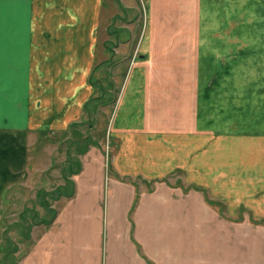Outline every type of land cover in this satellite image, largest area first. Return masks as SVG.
Here are the masks:
<instances>
[{"label": "crops", "instance_id": "obj_1", "mask_svg": "<svg viewBox=\"0 0 264 264\" xmlns=\"http://www.w3.org/2000/svg\"><path fill=\"white\" fill-rule=\"evenodd\" d=\"M106 1L0 0V247L5 245L11 257L18 246L8 237L13 221L8 222L6 217L8 208L16 204L15 189L31 172L35 134L47 136L81 122L87 101L96 92L91 76L99 64L101 15ZM151 2L153 10L149 11L143 43L149 62L218 64L217 94L211 95L205 77L197 83L201 89L196 94V82L183 76L185 72L175 71L163 80L167 90L138 91L144 97L128 109L124 103L128 85L134 80L131 72L120 109L123 106L125 117L132 113L127 129L140 127L134 145H146L151 153L160 151L155 164L149 163L152 155H139L138 164H147L152 171L140 173L134 165L131 169L126 164V170L119 168L121 174L143 181L139 179L136 186L114 184V197L120 200L114 203L110 215L109 206L105 211L100 200L104 185L97 181L101 175L95 170L99 157H82V172L73 178L74 195L54 194L52 203L51 193L66 187L58 185L39 189L48 197L41 205L37 193V209L31 200L24 203L20 218L25 220V232L21 238L26 240L27 252L19 264H264V227L248 220L229 221L198 192L208 188L211 198L220 201L222 194H232L228 192L226 176H245L248 186L242 182L235 186L237 191L225 203L223 214L239 218L246 198L250 201L248 209L257 218H264V184L258 180L254 184L250 178L253 170L255 174L260 172H256V166L261 165L264 171V133L218 130L223 123L229 126L242 120L244 114L243 118L257 117L251 114L254 103L249 105L254 106L251 111H240L238 104H243L245 98L236 94L235 84L228 83L230 87L225 88V81L234 78L222 68L232 63L237 47L224 41L226 33L234 31L232 16H227L226 11L239 10L236 6L241 0ZM152 74L155 81L159 80L156 73ZM233 91L234 97L229 94ZM221 106L220 110L214 109ZM217 118L221 122L214 120ZM237 126L243 128L240 122ZM148 131L155 135L168 131L171 147L160 135L148 141ZM210 132L215 134L212 144L220 143L233 151L228 158L217 150L211 151L206 135ZM235 143L238 147L234 149ZM127 159L121 153L113 161L119 167V161L124 164ZM169 159L174 161L170 166L183 170L182 183L164 180ZM197 167L199 171L206 170L207 176L193 173ZM217 167L232 172L215 171ZM209 172H220L222 181L217 175L210 177ZM210 178L216 187L209 188L214 185L207 183ZM153 179L158 180L152 184ZM136 192L140 193L139 204L131 215ZM194 205L205 214L198 215ZM111 219L117 228L112 238L110 232L106 234V224L109 227ZM3 222H8L4 234Z\"/></svg>", "mask_w": 264, "mask_h": 264}, {"label": "rangeland", "instance_id": "obj_2", "mask_svg": "<svg viewBox=\"0 0 264 264\" xmlns=\"http://www.w3.org/2000/svg\"><path fill=\"white\" fill-rule=\"evenodd\" d=\"M236 7L239 8V10L226 11L227 16H232L234 31H232V33H226V37L224 36V41L226 40L232 42V44H236L237 47L233 50V55L235 56L232 59V63L223 64L222 68L223 71H227L232 75V78H234L232 81L227 80L225 82L227 84H235L238 89L236 94L240 98L241 96L245 98L243 99V104H238L240 111L245 112L249 108L251 111V107L254 106L249 105L254 103L256 105L255 110H252L251 114H256L257 117L243 118V116L246 115L244 114L241 117L242 120L238 121L243 125V128L237 126L238 122H233L229 126L228 123H223L218 130L224 132L247 130L264 133V0H241V3ZM152 10L153 6L151 0L106 1L105 10L103 11V15H101V48L99 64L107 63V65L99 66L95 75L93 72L91 76V83L93 82L92 85L95 87L96 92L89 101H87L88 106L85 109L81 122H76L67 130H58L47 136H38L37 133L35 134V142L31 145L32 148L30 153L32 159L30 163L31 172H29L27 178L23 179L21 182L22 185H19L15 189V196L17 199L16 204L13 205L14 207L11 205L12 207L10 206L8 208V215L6 217L8 222L13 221L8 232V237L15 240L18 249L17 251H13L14 257H11V254H9L8 257H5V251L7 248L6 250L3 249V247L6 246L2 245L0 247V264H19L22 257L26 254L25 252H27L26 240L25 238H21L22 232H25V225L23 224V221L25 220L20 218V214L23 211L22 207L27 203V199L31 200V205L34 204V209H37L38 203H36V200L37 193L40 192L39 189H54L57 188L58 185L72 183L68 182L66 178L73 181L75 176H79L82 169L80 172H78V170L80 167L83 168L84 166L81 160L82 157L85 156V159L88 158V156L92 159L94 157H99L97 158L99 161H96L95 170L101 175V179H98L97 181L104 185L100 200L105 211H107L109 206L110 215H112L114 210V203L120 200V197H114V184H131L136 186L139 184L140 179L138 177L134 178L131 175L121 174L119 168L126 170L127 168L124 167L126 164V166L131 169H133L132 165H134L135 169L140 173L146 172V170H149V172L152 171V168L150 169L149 165L138 164L137 161L139 155L140 157L152 155V159L149 163L155 164V157L156 155L159 156L160 151L158 150L157 152L154 151L151 153L146 150L149 149L146 145H142V147L134 145L136 142L135 138H138L139 136L138 128L140 127L136 125V127L127 129L129 125L128 118L132 117V113L125 117L123 106L120 109L121 99L126 89V82L128 81L131 72H134V80L128 85V93L124 103V106L127 104L128 109L139 103L141 98L144 97V94L138 93V91L167 90L168 85L163 80H167L168 74L175 71L185 72L183 76H189L191 77V80L196 82L194 86L196 94L198 92L200 93L201 87L199 88V84L197 83L202 80L203 77L206 78V83H209L211 87V95L215 96V94H217L218 88L216 86H218V82L216 80V69L219 66L218 64L171 65L152 64L149 62L150 57H148L149 54L145 51L143 43L146 28L149 23V11L152 12ZM152 73H156L159 80L155 81V76ZM161 73L166 74L162 75ZM208 75L209 80L207 81ZM98 80L102 83L106 80L107 82L105 86L107 85L111 87L109 93L106 94V99L104 100L105 104H99L98 102L97 97L102 95L101 89H98L100 86ZM226 87H230V85L228 84L225 88ZM229 94L232 97L235 95L234 91ZM253 96H255V98ZM250 98H254L255 100H251ZM235 99L239 101V99ZM244 100L247 101L245 102ZM223 107L224 106L214 109L220 110ZM239 116H241V114ZM214 120L221 122V119L218 118ZM159 135L160 138H164L167 142V146L171 147V143L167 139V135H169L168 131L165 134L159 132L157 135L148 131L145 134V137L148 141L153 142ZM206 135H209L208 138L211 151L217 150L219 151V154H225L226 158H228L233 152L228 149V146L223 144H212L211 139L215 136L214 133L210 132ZM217 138L218 137L215 139ZM237 147L238 145L235 143L234 149ZM121 153L126 159L128 158V161L122 164L120 160L119 167H117L113 159L114 157H118ZM167 155L170 157V151L167 152ZM173 162L174 161H170V159L167 161L165 166V168H167V175L164 180L168 183H170V180H179L178 182L182 183L180 180L183 176L181 174L183 170L176 168L174 165L170 166ZM229 164H231L230 168L233 167L234 172H236L232 163L227 161V165ZM256 168V172H260L256 173V175L253 173L255 172L253 170L252 173H250V178L253 180V183L258 180L257 182L259 184H264V171L262 170V166L259 165L256 166ZM199 170L200 168L197 167V170H193V173L196 172V175L199 174L197 175L198 177H203L205 174V177L207 176L208 172L206 170ZM214 170L223 173L232 172L227 168L222 170L221 167H217ZM198 171L200 173H197ZM220 172H209L210 177L217 175L219 181H222V175ZM226 178L228 192L232 194L228 196L222 194L224 197H221V199H219L220 201L211 198L208 188L204 189V191L198 192L203 194L210 206L214 207L217 211L221 210V216L227 218L229 221L243 223L245 220H248L250 224L264 227V218H257L254 213L248 209L250 208V201H247L246 198L243 199V203L241 204L239 210V213L241 212V214L239 215V218L232 219L224 216L223 209L225 208V203H228L227 200L230 201L237 191L235 186L238 185L239 182H242L247 186L249 184V181L245 176H235L234 178L232 174H229ZM155 180L158 179H153L152 184ZM97 181L96 179H93L94 183ZM142 181L143 180L140 179V182ZM149 183H151V181ZM207 183L209 185L212 184V179L210 178ZM109 186L112 187H110L112 189L111 192L109 191ZM211 186L216 187V183L210 185L209 188H211ZM133 195H135V197L133 205H131V215H134L137 210L140 199V193L136 192ZM237 195L241 194L237 193ZM50 200L52 203H55L53 197H50ZM252 201L259 204L256 198H253ZM59 205L60 204H56V207H59ZM194 208L197 210L198 215L205 214L197 205H194ZM39 209H41L40 205ZM13 212L14 215L16 214L15 216L13 215ZM244 212H246L245 215ZM50 216H52V214H50ZM8 222H3V229L1 230L3 234L4 227L8 226ZM116 229V225L114 222L112 223L111 219L109 227H107L106 224V234L107 232H110V238H112L114 233H116ZM253 236L255 237V235ZM9 247L10 246L8 245V248ZM11 247L14 246L11 245Z\"/></svg>", "mask_w": 264, "mask_h": 264}, {"label": "trees", "instance_id": "obj_3", "mask_svg": "<svg viewBox=\"0 0 264 264\" xmlns=\"http://www.w3.org/2000/svg\"><path fill=\"white\" fill-rule=\"evenodd\" d=\"M103 66V65H107V63H102V64H98L97 65V68H96V70H95V72H94V75H95V73H96V71L99 69V66ZM106 80L102 83L100 80H98V83L100 84V86L98 87V89L100 88L101 89V91H102V95H99L97 98H98V102H99V104H105V99H106V94H108L109 93V91H110V89H111V87H109V86H105V84H106ZM92 84H93V82H92ZM98 84V85H99ZM96 86V85H95ZM97 87V86H96ZM99 89V90H100ZM94 99V98H93ZM104 102V103H103ZM87 106L88 105H86L85 106V109L87 108ZM71 128V127H70ZM81 167L79 168V170H78V172H80L81 171ZM69 178H66V180L68 181V182H72V183H68L67 185H66V187H65V189L64 188H61L60 190H57V191H55V192H52L51 193V197H53L54 198V194H58V196L60 195V196H72V195H74V181H70V180H68ZM72 187V190H69L70 188ZM48 197V194H47V192L46 191H43V190H41L39 193H38V199H39V201H40V203H41V205H42V200H43V198H44V203L45 202H47V200H46V198ZM44 203H43V205H44ZM3 249H5L6 250V247H3ZM9 250L7 249L6 251H5V257H8L9 256Z\"/></svg>", "mask_w": 264, "mask_h": 264}, {"label": "bare ground", "instance_id": "obj_4", "mask_svg": "<svg viewBox=\"0 0 264 264\" xmlns=\"http://www.w3.org/2000/svg\"><path fill=\"white\" fill-rule=\"evenodd\" d=\"M186 51V50H185Z\"/></svg>", "mask_w": 264, "mask_h": 264}]
</instances>
